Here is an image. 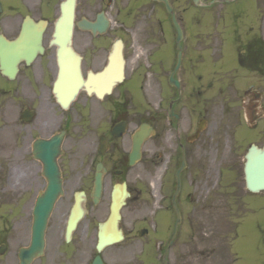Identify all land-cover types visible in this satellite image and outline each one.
<instances>
[{"label": "flooded vegetation", "instance_id": "flooded-vegetation-1", "mask_svg": "<svg viewBox=\"0 0 264 264\" xmlns=\"http://www.w3.org/2000/svg\"><path fill=\"white\" fill-rule=\"evenodd\" d=\"M169 1L181 30L174 29V69L180 64L172 92L166 87L172 72L166 70L170 54L163 0H77V21L82 25L75 29L74 48L82 57L87 86H94L97 93L83 91L68 111L53 96L55 77L49 81L42 74L39 81L36 63L20 65L15 81L0 85V264H94L98 217L81 222L70 242L65 234L75 195L85 194L87 218L94 209L91 193L97 163H106L113 173L129 171L134 133L146 123L155 137L162 135L166 98L171 95L176 118L167 125L176 131L181 158L196 154L191 137L204 122L202 140L219 110L223 117L217 129L226 128L228 134L244 120L241 142L249 148L260 139L264 0ZM21 24L20 20L19 31ZM50 67L56 68L55 53ZM90 73L95 74L94 83L88 80ZM43 98L46 107L39 105ZM187 126L191 134H186ZM54 138H61L63 193L39 254L31 251L33 226L39 194L46 191L48 180L37 155L39 141ZM153 138L145 141L142 158ZM127 248L120 247V253L114 247L105 249L102 262L133 264L131 246Z\"/></svg>", "mask_w": 264, "mask_h": 264}, {"label": "rangeland", "instance_id": "rangeland-1", "mask_svg": "<svg viewBox=\"0 0 264 264\" xmlns=\"http://www.w3.org/2000/svg\"><path fill=\"white\" fill-rule=\"evenodd\" d=\"M59 1L23 0L26 10L28 8L34 18L50 23L46 46L51 39ZM2 2L4 14L0 15V34L14 39L20 15L14 17L15 11L9 7L14 8L20 0ZM166 33V47L170 54L166 70L169 71L174 63V33L169 23L166 24ZM53 55L54 49L47 48L44 58L36 63L39 81L42 74L48 78L54 76L55 70L48 68ZM0 83H4L2 78ZM217 102L214 100L213 107L216 108ZM39 105L46 107V99L40 100ZM220 116L221 111H215L213 124L209 125L203 139L195 144L197 152L191 154L190 168L183 173L184 187L178 198L183 221L169 250V264H264V193L254 195L246 191L240 165L242 151L238 152L232 146L228 129L216 128ZM262 123L264 125V120ZM219 127H223L221 123ZM185 131L186 134L192 133L188 126ZM258 143L263 144L262 138ZM225 144L230 145L227 150ZM175 145L174 129L166 130L162 136L149 142L136 168L118 179L107 175L100 210L91 208L88 220L84 222H90L96 216L104 220L109 213L113 184L126 182L131 198L123 211L121 225L127 239L122 247L131 246L133 264H166L162 256L171 241L176 222L171 198L180 159ZM216 145L223 149L218 153L210 152V149L217 148ZM143 229L148 230L145 237L140 235ZM146 249L143 263L141 258Z\"/></svg>", "mask_w": 264, "mask_h": 264}, {"label": "water", "instance_id": "water-1", "mask_svg": "<svg viewBox=\"0 0 264 264\" xmlns=\"http://www.w3.org/2000/svg\"><path fill=\"white\" fill-rule=\"evenodd\" d=\"M75 0H67L61 5V17L55 24V30L51 46L57 47V59L59 67L58 81L55 84V94L59 102L67 107L84 88V79L81 72V59L72 48V36L75 18ZM169 12H172L168 7ZM47 22L40 21L35 23L33 20L26 18L23 23L20 37L15 41H8L5 37L0 36V71L9 79L13 80L18 72L21 62L31 64L39 55L45 52L43 47V35L47 29ZM91 91V90H89ZM141 130L136 134L135 145L136 151L143 141ZM57 147V145H56ZM58 153V150H57ZM54 151L53 158L43 157L50 176L51 183L46 193L47 197L41 198L38 204L37 221L34 226V244L37 243V249L41 250L44 245V232L47 220L57 201L60 188L61 178L59 168L56 163L57 157ZM136 159V157H134ZM134 159V160H135ZM47 161V162H46ZM182 167L176 174L177 190L173 196L172 202L177 213L176 230L173 239L177 233V227L181 223V213L177 207V197L181 191V172ZM105 170L102 166L98 167V174L95 181V187L92 194L95 203H98L102 195V177ZM246 187L252 193L264 191V148L258 149L252 147L246 156L245 164ZM82 196V195H81ZM129 194L126 191V185H117L112 194L111 214L106 223L100 225L99 231V251L107 245L114 244L123 240L122 231L119 229L121 220V209L125 205ZM84 211L81 206V198L77 196V202L72 210L68 231L75 229L78 221L83 217Z\"/></svg>", "mask_w": 264, "mask_h": 264}, {"label": "bare ground", "instance_id": "bare-ground-1", "mask_svg": "<svg viewBox=\"0 0 264 264\" xmlns=\"http://www.w3.org/2000/svg\"><path fill=\"white\" fill-rule=\"evenodd\" d=\"M89 80L92 82L91 77L89 78Z\"/></svg>", "mask_w": 264, "mask_h": 264}]
</instances>
